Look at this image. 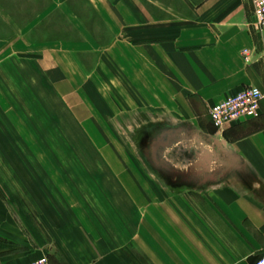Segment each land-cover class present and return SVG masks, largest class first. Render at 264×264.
I'll return each instance as SVG.
<instances>
[{
  "label": "crops",
  "instance_id": "obj_1",
  "mask_svg": "<svg viewBox=\"0 0 264 264\" xmlns=\"http://www.w3.org/2000/svg\"><path fill=\"white\" fill-rule=\"evenodd\" d=\"M83 1L64 40L57 25L45 33L65 0H0V129L24 127L19 141L43 145L47 160L25 171L22 231L0 198V264H252L264 252V97L254 118L219 135L207 116L245 87L264 94L251 0ZM81 97L93 107L85 115ZM88 112L108 127L129 113L188 122L219 137L221 168L144 189L95 147L103 137Z\"/></svg>",
  "mask_w": 264,
  "mask_h": 264
},
{
  "label": "rangeland",
  "instance_id": "obj_2",
  "mask_svg": "<svg viewBox=\"0 0 264 264\" xmlns=\"http://www.w3.org/2000/svg\"><path fill=\"white\" fill-rule=\"evenodd\" d=\"M86 7L83 0H65L62 10L64 14L49 17V28H47L49 32L45 33L47 37L55 35V30L51 28L56 25L60 29L56 30L57 35L62 36L64 40L75 37L77 33L71 30L75 24L72 20V12L77 10V13H80L79 11L86 10ZM91 24L96 25L98 22L91 21ZM97 29L96 34L102 35L103 32ZM94 84L101 91L100 98L105 99L101 81L96 79ZM72 102L68 100L66 105L71 107ZM79 103L81 114L85 115V110L90 111L93 108L92 104H87L83 97L80 98ZM87 115V120L96 125L95 128L89 129L91 135L100 134L103 137V141H97L94 144L95 147L118 159L127 167L129 176L144 189L150 190V185L154 182L158 184L186 183L185 178L191 177H194L193 181L202 183L204 178L198 176V173L208 174L211 171H219L221 168L218 162L220 148L215 142L219 138L217 135L221 133H216L215 130L214 133L217 135L207 136L188 122H180L174 117L160 114H157V118L147 114L136 116L134 113L117 116L110 119L113 127L106 126L105 118L98 113L94 115L88 112ZM173 128H180L179 136L170 146L159 149L155 154L156 161L165 166V169H160L151 161L147 147L161 130ZM8 134L15 137L17 142H7L5 136ZM28 134L27 129L22 126L0 129V188L2 189L0 198L4 201L2 197H5L7 203L3 204L4 210L14 216L21 231L23 223L18 218L29 211L24 204L27 201L25 188H31L32 185L25 182L24 176H27L25 171H46L47 169V160L43 159L40 153L43 145L25 144L19 141L20 139L29 141ZM64 146L72 148L77 145ZM3 207L1 205V208Z\"/></svg>",
  "mask_w": 264,
  "mask_h": 264
},
{
  "label": "built area",
  "instance_id": "obj_3",
  "mask_svg": "<svg viewBox=\"0 0 264 264\" xmlns=\"http://www.w3.org/2000/svg\"><path fill=\"white\" fill-rule=\"evenodd\" d=\"M251 5L252 18L248 28L249 31L261 35L264 33V0H251ZM263 97L264 94L257 87L248 86L232 96L219 99L207 109V116L215 132L221 133L230 125L254 118ZM24 264H48V261L42 256ZM252 264H264V252Z\"/></svg>",
  "mask_w": 264,
  "mask_h": 264
},
{
  "label": "water",
  "instance_id": "obj_4",
  "mask_svg": "<svg viewBox=\"0 0 264 264\" xmlns=\"http://www.w3.org/2000/svg\"><path fill=\"white\" fill-rule=\"evenodd\" d=\"M179 130H163L161 131L157 136L154 137V139L150 142V151H151V161L157 165L160 169H165V166L162 164H159L154 155L155 151H158L159 149L165 148L167 146H170L175 141V136Z\"/></svg>",
  "mask_w": 264,
  "mask_h": 264
},
{
  "label": "flooded vegetation",
  "instance_id": "obj_5",
  "mask_svg": "<svg viewBox=\"0 0 264 264\" xmlns=\"http://www.w3.org/2000/svg\"><path fill=\"white\" fill-rule=\"evenodd\" d=\"M157 135H158V134H157ZM153 139H154V138H153ZM153 139H152V140H153ZM152 140H151V141H152ZM151 141H150V142H151ZM147 148H148V154H149V157H150V159H151V158H152V155H151V151H150V143L148 144V147H147ZM155 154H156V151H155ZM154 157H155V155H154Z\"/></svg>",
  "mask_w": 264,
  "mask_h": 264
}]
</instances>
